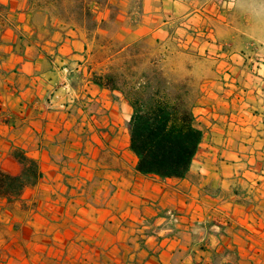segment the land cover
I'll return each instance as SVG.
<instances>
[{"label":"crops","instance_id":"obj_1","mask_svg":"<svg viewBox=\"0 0 264 264\" xmlns=\"http://www.w3.org/2000/svg\"><path fill=\"white\" fill-rule=\"evenodd\" d=\"M91 12L94 31L38 0H0V171L19 174L21 151L42 174L0 197V264H264V41L193 38L200 20L162 0ZM97 35L148 39L189 81L203 140L185 178L137 171L132 106L93 81L109 60ZM167 211L174 232L147 231Z\"/></svg>","mask_w":264,"mask_h":264},{"label":"trees","instance_id":"obj_2","mask_svg":"<svg viewBox=\"0 0 264 264\" xmlns=\"http://www.w3.org/2000/svg\"><path fill=\"white\" fill-rule=\"evenodd\" d=\"M129 56L94 76L100 87L121 91L130 102V150L137 158L136 169L146 176L185 178L203 140L192 112L189 81L170 78L155 61ZM20 164L17 175L0 171V197L12 202L25 187L34 185L41 172L37 162L23 152L12 155Z\"/></svg>","mask_w":264,"mask_h":264},{"label":"rangeland","instance_id":"obj_3","mask_svg":"<svg viewBox=\"0 0 264 264\" xmlns=\"http://www.w3.org/2000/svg\"><path fill=\"white\" fill-rule=\"evenodd\" d=\"M38 1L55 17L77 25L85 24L94 31V14L91 8L95 3L105 4L107 0ZM162 4L167 8L171 6L181 11L187 10L193 21L200 20L199 30L191 31L193 38L214 41L217 31L224 30L264 41V0H162ZM110 37L97 35L95 43L96 52L109 57L105 70L120 63L123 58L133 55L143 61V67H152L150 61H155L156 65L173 79L172 68L175 61H166L162 46H152L149 40L145 39L124 47L114 44ZM227 49L230 48L227 46Z\"/></svg>","mask_w":264,"mask_h":264},{"label":"built area","instance_id":"obj_4","mask_svg":"<svg viewBox=\"0 0 264 264\" xmlns=\"http://www.w3.org/2000/svg\"><path fill=\"white\" fill-rule=\"evenodd\" d=\"M180 221V216L178 213L174 211H167L163 217H159L158 219L145 222L143 221V225L147 227V231H153V233H161L162 231H166L168 233H173L175 226Z\"/></svg>","mask_w":264,"mask_h":264}]
</instances>
